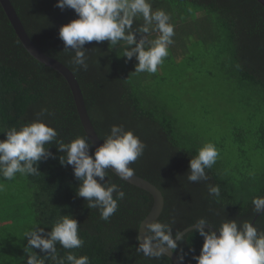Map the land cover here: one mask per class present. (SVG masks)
Here are the masks:
<instances>
[{"label": "trees", "instance_id": "1", "mask_svg": "<svg viewBox=\"0 0 264 264\" xmlns=\"http://www.w3.org/2000/svg\"><path fill=\"white\" fill-rule=\"evenodd\" d=\"M10 1L36 47L77 77L102 143L113 125H123L146 145L143 155L129 167L163 193L165 208L157 221L170 224L174 235L201 218L216 228L228 219L238 225L253 222L259 213L254 212L252 200L264 197V167L256 169L253 162L255 156L264 160V7L260 3L150 0L153 10L162 9L171 16L175 35L169 55L156 73L149 74L135 73L138 61L120 57L119 46L109 50L107 41L87 43L88 69H78L71 63L74 53L65 52L59 38L61 26L78 18L75 11L57 8L59 0ZM142 23L140 18L134 27ZM155 35L152 33V38ZM193 45L201 49L198 59L191 54ZM180 51L189 56L178 54ZM184 56L185 62L203 60L216 69L228 99L239 112L237 118L225 120L226 127L220 131L206 111H189L179 100L173 107L175 100L167 90L173 80L165 75L169 64H177ZM161 88L167 90L165 96ZM42 109L47 112L38 115ZM180 110L185 112L180 114ZM36 119L53 127L57 139L65 143L87 136L67 81L25 50L0 4V132ZM5 138L6 134H0V139ZM207 142L219 151L216 163L206 169L209 179L189 182L190 160ZM46 147L56 159L40 162L38 175L17 174L9 182L17 186L19 197L30 203L35 225L46 232L60 215L71 214L77 219L78 234L85 243L71 250L57 244L58 258L71 251L88 256L90 264H174L165 255L149 257L136 251L140 225L154 205L151 194L108 169L104 183L117 184L125 197L104 221L99 209L88 208L86 199L78 197L80 182L72 166L59 163L63 154L57 151L56 143ZM94 151L93 147L91 153ZM209 184L219 186V197L209 195ZM254 227L264 231V212ZM17 242L0 249V264H26L27 240ZM203 243V237L193 230L180 240L174 253L178 258L184 255L183 264H196L192 257L200 254ZM34 252L41 258L46 255L39 249ZM45 264L57 262L46 259Z\"/></svg>", "mask_w": 264, "mask_h": 264}, {"label": "clouds", "instance_id": "2", "mask_svg": "<svg viewBox=\"0 0 264 264\" xmlns=\"http://www.w3.org/2000/svg\"><path fill=\"white\" fill-rule=\"evenodd\" d=\"M55 6L62 11L73 9L78 16L59 30L64 51L74 53L71 63L78 69H88L87 43L107 41L109 50L119 46L120 57L138 61L135 73L154 74L169 55V46L174 43L175 25L170 22L171 16L162 9L153 10L150 0H59ZM140 18L143 23L134 27ZM152 33L156 34L154 38ZM46 112L47 109H42L38 115ZM0 134H6L5 139H0V190L5 187V179L12 181L17 174H40V162L56 159L46 147L55 142L57 151L63 154L59 156V163L72 166L74 177L80 182L78 197L86 199L88 208L99 209L104 221L110 219L118 209V201L125 197L117 184L104 183L107 170L111 166V171L122 180L131 178L134 170L129 165L143 155L146 147L123 125H113L94 154L91 153L94 145L88 136H77L65 143L57 139L58 133L53 127L40 119L19 128L11 127ZM218 156L215 144H203L190 160L188 181H207L206 169L212 168ZM208 192L210 196H220L219 186L209 184ZM252 203L256 214L264 211V197L257 196ZM192 228L204 240L200 254L192 257L196 264H264V231H258L252 222L238 225L236 220L228 219L216 228L201 218L194 222ZM78 233L79 223L71 214L60 215L51 231L46 232L44 227L34 225L25 233L26 264H45L46 259L57 264H90L88 256H78L71 251L58 258L57 244L66 250L83 247L85 241ZM141 233L143 235L137 237L139 247L136 251L149 257H160L169 250L175 252L176 241L183 236L180 232L174 235L170 224L148 220L141 225ZM33 248L45 253L44 258L39 257ZM179 260L183 264L184 255Z\"/></svg>", "mask_w": 264, "mask_h": 264}, {"label": "rangeland", "instance_id": "3", "mask_svg": "<svg viewBox=\"0 0 264 264\" xmlns=\"http://www.w3.org/2000/svg\"><path fill=\"white\" fill-rule=\"evenodd\" d=\"M193 46L191 54L194 53L198 59V53H202L201 49ZM178 54L189 56L184 51ZM185 56L177 61V64L170 63V70L165 75L175 84L172 86L173 83L169 82L167 88L175 100L173 107L179 100L189 111H195L197 108L202 112L206 111L208 118H211L213 124H217L215 127L220 131L226 127L225 120L230 121L237 118L239 112L233 101L228 99L216 69L203 60L185 62ZM167 90L161 88L163 96L168 93ZM182 111L180 110L179 113L181 114ZM253 162L256 169L264 167V160L260 156H255ZM4 182L5 187L0 190V249H7L9 243H14V240L15 243L27 240L25 233L35 225L36 219L30 203L22 200L23 197H19L15 191L17 186L14 188L13 184L6 179ZM25 256L26 254L22 257Z\"/></svg>", "mask_w": 264, "mask_h": 264}, {"label": "water", "instance_id": "4", "mask_svg": "<svg viewBox=\"0 0 264 264\" xmlns=\"http://www.w3.org/2000/svg\"><path fill=\"white\" fill-rule=\"evenodd\" d=\"M255 1H257L258 3H260L264 7V0H255ZM0 4H1L6 16L8 17L16 35L18 36L23 47L25 48V50L34 59H36L38 62L43 64L45 67L53 69V70L57 71L58 73H60L64 77V79L67 81V83L71 89V92L73 94L74 101H75V104L77 107V111H78L81 123L83 125V128H84L87 136L93 142L94 149L96 147L102 145L103 143H102L101 139L99 138V136H98L93 124H92V121L90 119V116H89V113H88V110L86 107L84 95H83L81 86L79 84V81L77 80V77L73 74V72L68 67H66L65 65H63L59 61L55 60L54 58L46 55L41 50H39V48L36 47V45L31 40L30 36L28 35L20 17L17 14V11L15 10V8H14V6L10 0H0ZM110 170H111V166H110ZM123 181L129 183L130 185H132L134 187H137L141 190L148 192L154 198L153 208H152L150 214L141 223V225L146 220H148V222L157 221L160 218V216L162 215L164 208H165V198L163 196V193L155 185H153L152 183L148 182L147 180H145V179H143V178H141L135 174L131 178H129L127 180H123ZM262 212H264V211H262ZM261 213H259L256 216V218L253 220V222H252L253 226H254L257 218L259 217V215ZM141 225H140L138 236L143 235V233H141ZM193 230L194 229L192 227H190V228L182 231L181 232V233H183L182 238L186 234H188L189 232H191ZM213 230H215V229H213ZM180 240L181 239L176 241L177 245L180 242ZM164 255L169 257L173 261L174 264H181L179 258L177 257V255L172 250H169V252L167 254H164Z\"/></svg>", "mask_w": 264, "mask_h": 264}, {"label": "bare ground", "instance_id": "5", "mask_svg": "<svg viewBox=\"0 0 264 264\" xmlns=\"http://www.w3.org/2000/svg\"><path fill=\"white\" fill-rule=\"evenodd\" d=\"M136 175V174H135ZM261 224H262V222H261ZM259 226V225H258Z\"/></svg>", "mask_w": 264, "mask_h": 264}]
</instances>
